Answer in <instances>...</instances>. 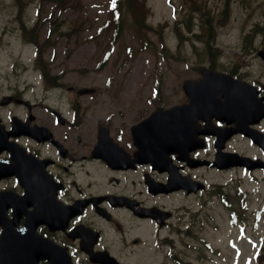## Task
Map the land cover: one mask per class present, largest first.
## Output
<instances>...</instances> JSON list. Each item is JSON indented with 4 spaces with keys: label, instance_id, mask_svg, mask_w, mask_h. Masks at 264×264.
Listing matches in <instances>:
<instances>
[{
    "label": "flooded vegetation",
    "instance_id": "flooded-vegetation-1",
    "mask_svg": "<svg viewBox=\"0 0 264 264\" xmlns=\"http://www.w3.org/2000/svg\"><path fill=\"white\" fill-rule=\"evenodd\" d=\"M207 67L255 85L264 102L262 78ZM12 73L13 83L0 70V264H193L216 214L237 215L224 176L264 174V151L230 135L225 116L199 112L179 127L148 120L186 105L183 90L70 84L54 69L28 84ZM253 127L264 133V118ZM228 153L261 166L214 164Z\"/></svg>",
    "mask_w": 264,
    "mask_h": 264
},
{
    "label": "rangeland",
    "instance_id": "rangeland-1",
    "mask_svg": "<svg viewBox=\"0 0 264 264\" xmlns=\"http://www.w3.org/2000/svg\"><path fill=\"white\" fill-rule=\"evenodd\" d=\"M112 1L0 0V70H17L21 82L37 84L42 65L64 71L70 84H104L110 77L139 91L147 85L176 91L185 80L199 78V68L211 59L252 77L264 75L249 51L264 40V0H144L145 14L134 18L131 12L114 42V22L108 24ZM16 79L10 76L11 83ZM257 177L259 183L240 171L224 176L234 181L235 193L249 190L248 215L231 221L217 213L215 227L202 236L210 245L203 242L196 264H264V177Z\"/></svg>",
    "mask_w": 264,
    "mask_h": 264
},
{
    "label": "water",
    "instance_id": "water-1",
    "mask_svg": "<svg viewBox=\"0 0 264 264\" xmlns=\"http://www.w3.org/2000/svg\"><path fill=\"white\" fill-rule=\"evenodd\" d=\"M264 58V51L260 52ZM202 79L199 81L187 80L184 83L185 91L190 96L189 109L185 116L192 117L199 112L219 113L229 116L236 121L234 132L243 131L264 147L257 138V131L249 129L254 116H264V106L256 99L252 87L245 82L234 80L225 73L203 68ZM182 109V107L180 108ZM179 109H173L178 111ZM176 141H179L178 136ZM228 166H250L251 160L239 155H227Z\"/></svg>",
    "mask_w": 264,
    "mask_h": 264
},
{
    "label": "trees",
    "instance_id": "trees-1",
    "mask_svg": "<svg viewBox=\"0 0 264 264\" xmlns=\"http://www.w3.org/2000/svg\"><path fill=\"white\" fill-rule=\"evenodd\" d=\"M59 4L65 3V0H56ZM124 2V3H122ZM143 8V5H142ZM141 9V8H140ZM144 8L142 9L143 13ZM132 12V13H137L139 12L138 10V4L136 0H114V3L112 5V9L110 12V16L112 17L113 20L116 21L117 26L119 30H122L124 28V19H123V12ZM210 17L207 18V23L210 25ZM142 24V23H140ZM144 24V23H143ZM213 39V38H212ZM211 41L208 40V43Z\"/></svg>",
    "mask_w": 264,
    "mask_h": 264
}]
</instances>
